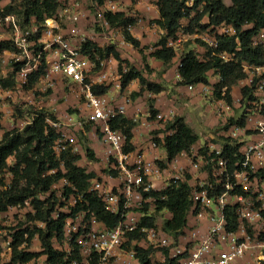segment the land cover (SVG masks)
Listing matches in <instances>:
<instances>
[{
    "label": "trees",
    "instance_id": "trees-1",
    "mask_svg": "<svg viewBox=\"0 0 264 264\" xmlns=\"http://www.w3.org/2000/svg\"><path fill=\"white\" fill-rule=\"evenodd\" d=\"M10 0V3L1 6L0 0V19L12 13H17L20 18V26L24 27L36 21L37 24L45 23L47 19L53 18L60 6L58 0ZM101 3L103 0H99ZM157 6L160 12V18L154 20L161 28L166 31L160 40L152 46L151 57L163 61L168 65L176 57V52L168 46V39L175 37L181 29L185 33H196L199 31H213L221 24H230L236 30L233 36H218V47H208L206 58L201 59L195 51L189 49L182 53L179 73L184 84H209L210 72H218L220 81L214 85V95L219 99H225L227 103L233 105L234 98L232 94L233 86L241 80L247 78V72L243 67L244 62L250 65L264 66V48L260 45H253V37L264 28V0H231L227 5L224 0H157ZM208 17V22H204ZM106 18L112 26H122L125 28L124 36L126 41L131 43L139 50L146 61L145 49L149 46H143L139 39L135 38L126 27L136 22L135 18L127 16L124 12L116 14L107 13ZM188 18L186 27L182 25V19ZM43 27H40V31ZM16 51L13 41L8 39L0 40V54L4 51ZM83 52L89 54L97 62V68H101V62L108 57L113 56L119 62V73L122 75V89L128 84L139 79L141 90L132 93L136 98L143 95L146 90L153 94H158L164 90V86L155 83L146 78L143 71L139 70L129 60L123 59L120 52L115 50L112 45L101 47L98 43L87 40L83 43ZM221 52H227L234 55L233 61H224L218 56ZM23 62L15 63L14 71L9 77H0V89H8L11 85H16V75L21 70ZM45 56L42 57V65L39 70L32 73L28 85L29 90L45 73ZM147 71L151 68L145 65ZM264 76V72H263ZM258 78L253 79L251 85L242 88L243 101L253 100V90L255 89ZM108 85H94L93 90L97 94H103L109 90ZM225 88V91L223 89ZM150 116L154 118L158 111L154 107V99H150ZM50 117L54 121L58 118L47 109H40L35 112L33 121L28 123L22 129H13L6 131L0 138V211H7L10 207H23L27 203L33 208L32 212L27 213L29 221L41 222L43 226L30 228L26 226L18 229L12 240V255L8 262L3 264H28L37 260L42 255L46 256L47 264H72L73 262H82L80 247L73 237L70 242V252L63 251L56 247V242L63 245L66 241L65 226L68 218H75L81 211L86 212V219L90 220L94 216L99 222H102L107 228L117 227L125 218L127 209L123 202L120 205L118 213L110 211L97 193L90 192V180L95 174L88 172L87 169L79 165L82 159L81 154L73 152L72 148L65 150L58 158L53 150V146L61 134L56 128L47 122ZM245 116L239 120L231 118L221 130H228L232 124L245 126ZM112 126L121 129L127 136V145L125 150L131 152L135 150L132 143L133 129L136 122L128 119L124 115H118L112 121ZM1 128V127H0ZM168 130H175L173 134L165 137L164 142L158 137L154 138L157 145L162 144L167 151V162H172L183 152L191 153L193 146L199 140L198 134L187 124L182 117H176L174 121L166 125ZM91 127H87L85 132H89ZM86 134V133H85ZM98 134V132H97ZM88 139L85 147L86 158L89 161H97L95 151L89 146V138L82 133L81 139ZM223 155L229 159L231 170L242 169L236 167L237 162L245 159L240 151L241 144L234 143L230 137L224 138ZM201 153H206L201 149ZM10 157L15 158L14 164H9ZM162 167H166V161L159 162ZM6 171L11 173L8 181ZM264 178V171L258 173ZM173 180L163 190L150 189L143 191V198L155 199V211L149 212L150 204L143 203L140 223L138 228L127 234L129 241L126 243L127 249L137 251L139 264H154L152 247H142L133 244L134 240L140 241L145 233L143 228L156 227L159 214L168 210L172 217L165 219L163 230L179 242L185 235V229L188 226V219L193 208L192 192L194 187L188 180ZM65 179L70 182V186H64L61 197L54 190V185ZM222 191L219 185L216 192ZM239 194H246L243 190H238ZM43 195L44 197H41ZM75 198V204L71 207L69 213L62 212L65 203L62 199L69 200ZM231 220L235 219V210L228 209ZM264 216V211H262ZM232 229V227H229ZM237 227H233L236 229ZM1 229V225H0ZM39 238L41 250H31L33 241ZM3 251L0 245V256ZM166 262L158 264H177L176 259L169 258V250L165 249Z\"/></svg>",
    "mask_w": 264,
    "mask_h": 264
},
{
    "label": "built area",
    "instance_id": "built-area-1",
    "mask_svg": "<svg viewBox=\"0 0 264 264\" xmlns=\"http://www.w3.org/2000/svg\"><path fill=\"white\" fill-rule=\"evenodd\" d=\"M58 1L60 6L56 15L46 20L45 31L36 41L26 38L18 19L14 15H8L0 19V24L4 21L6 25L14 29L15 33L12 39L16 47L14 53L23 62L21 70L16 75V83L17 80H20L28 84L32 73L37 72L41 67L44 55L46 67L45 73L41 77L48 78L51 75L60 74L68 79L70 83L78 84L81 87L86 105L92 114V119L99 126L102 135L101 139L104 142L108 160L110 161L108 168L104 171V175L95 176L90 180L89 191L97 193L102 197L106 203V207L110 211L118 213L120 205L123 202L127 212L125 213L124 220L117 227L109 229L106 226L105 228L97 227L96 225L102 222H99L94 216L90 220H87L86 212L81 211L75 218L67 219L65 226L66 239H68L66 231L68 228L70 240L75 237L80 247L81 264H139L137 251L134 249L129 250L126 247V243L129 241L127 234L138 228L143 216L144 201L150 204V213L155 211V209H152L153 206L155 207V199L151 197L144 200L142 192L149 191L150 189L157 190L151 179L160 176L163 170L172 162H167V159L148 161L142 155L131 158L132 151L127 152L125 150L127 145L125 132L112 126L113 119L118 115H124L125 108L123 106L119 108L112 106L111 101L104 95L106 92L97 94L93 90L94 85H105L110 80L111 84L122 90V75L120 73L112 75L107 72H98L100 68H97V62L82 50L84 42L87 40L95 41L83 38L77 42L75 40L78 36L76 27H73L67 33L63 30V23L66 25L69 23L76 25L79 23L81 17L86 15V12L81 8V3L78 0ZM93 3L100 9L95 21L99 23L104 32L116 31L118 28L121 30L123 28L122 26L110 25L106 18L107 13L116 14L123 12L122 4L119 0H103L102 3L99 0H93ZM135 24L136 22L129 24L126 29L131 33ZM122 32L123 38L121 42H128L125 39L124 31ZM197 33L179 32L177 36L168 39V46L175 50L176 57L182 56V52L180 53V51H183L184 41L192 36L199 37ZM235 34L236 30L233 25L221 24L215 28L214 36L206 34L202 36V39L209 44V47L217 48L218 36H233ZM105 37L109 40V45L119 42V39H115L113 34L105 35ZM252 40L253 45H260L264 48V28L260 29ZM37 46H40V48H37ZM218 56L224 61L234 60V55L227 52H221ZM103 61L101 62V67ZM180 65L181 60L179 67ZM243 67L247 74L249 70L260 72L261 77L258 78V81L260 78H264V66L250 65L248 62H244ZM93 75L95 77H92ZM258 81L252 93L254 99L243 101L242 96V103L237 104L239 100L236 101L239 108L246 107L245 102L247 101L250 105L264 107V80L260 83ZM189 87L193 89L194 84H189ZM223 91H225V88ZM8 94L11 97L10 93ZM261 108L253 110L246 108V112L239 118H236L234 102L233 105H230L225 99H219L216 105V111L225 118V124L231 118L239 120L245 116V126L235 123L227 131L224 130L226 131V135L224 136L230 137L234 143L241 144L240 151L244 154L245 159L237 162L235 165L236 167L238 165L241 166L242 169H230L229 159L223 155L224 146H216L212 138H206L197 150H194L193 147L191 153L183 152L190 155L192 167L197 172L204 171L205 174L204 177H197L195 185H192L194 187L192 192L193 208L190 213L195 215L199 224V229L193 233L194 238H196V240L194 239L195 243L193 247L187 249L186 244L175 241L172 235L163 230V226L161 229L158 228L157 222L156 227L143 228L144 237L140 241L134 240L133 244L145 247L143 246V242L147 241L154 246L164 247L169 250V258L176 259L177 264H234L249 251L259 248L260 257L258 256V258L264 263V239H252L250 231L245 225V221L253 223L264 217L262 215L264 203L261 201L264 199V191H262L264 187L261 186L264 178L258 174L264 171V113H262ZM256 114L260 116V119L255 120L253 118ZM34 116L35 113L26 124L31 123ZM156 117L161 120L165 119L161 114H157ZM75 120L71 116L70 124H78ZM47 122L61 134V137L57 139L53 146L54 153L58 158L68 148H72L74 153L80 154L79 144H77L75 137L69 136L62 130L61 126L63 122L59 121V119L54 121L50 117L47 118ZM167 123H165V126ZM172 131L175 130L172 129ZM252 134H258L259 139L250 141L248 138ZM233 138L237 139V141H234ZM201 149L205 150L206 153H201ZM162 161H166V167L161 166L159 162ZM201 163L205 164V169H201ZM9 175H11L10 172ZM187 175L189 174L185 175V179L178 176L171 178L167 186L173 180H186ZM116 176H119L121 179V185L117 190L111 189L107 185V180ZM61 181L64 182V186L71 185L65 179ZM219 185L222 191L216 192ZM250 188L255 189L253 194L250 193ZM240 189L245 191L246 194H239L238 190ZM132 209L140 211L141 214H137V216H141L139 219H137L136 215L128 216V213ZM228 209L235 210V219L231 220ZM82 221H84V225ZM205 222H207L206 226L204 225ZM72 224H74L73 227L71 226ZM202 226L206 227V232H202L200 236L201 231H203ZM235 226L237 228L233 229ZM229 227H232V229ZM12 240L13 237H9L6 241V250H3L1 253L0 264L8 262L11 259ZM176 243L177 245L173 246ZM171 246L174 248L170 249ZM67 252H70V250ZM164 256L165 258L161 263L166 262L167 256L165 253Z\"/></svg>",
    "mask_w": 264,
    "mask_h": 264
},
{
    "label": "crops",
    "instance_id": "crops-1",
    "mask_svg": "<svg viewBox=\"0 0 264 264\" xmlns=\"http://www.w3.org/2000/svg\"><path fill=\"white\" fill-rule=\"evenodd\" d=\"M119 1L121 2L123 12H125L126 15L135 16L136 12H140V14H138L140 18H135L136 24L131 30L132 35L135 38L139 39L143 46H149V44H151L152 42L157 43L160 40L161 36L165 34V30L161 28V26H159L157 23L153 22L154 20L160 18L157 0H127L124 4L122 3L123 0ZM87 15L88 12H86L85 16ZM104 33L106 36L108 34H113V37L115 36V39L117 38L120 40L119 42H117L118 45L115 48L120 52L123 59L129 60L131 63L139 62L140 64L134 63V65L139 70L143 71V74L146 78H148L152 82L160 83L164 86V90L158 94H153L152 92L146 90L143 95L133 98L131 96L132 93L139 92L141 90V83L139 79L132 80L128 84V86L122 90L116 88L115 85L111 84V80L109 82H106L105 84L107 86H110L109 90L104 95L111 101V105L117 108L123 106L125 108L124 116L136 122V126L133 129L132 139L135 150L131 152V158H134L137 155H142L148 161L166 160V149L162 144L156 145L154 138L158 137L162 142H164L166 136L173 134L174 131L168 130L165 126V123L174 121L176 117L184 118L185 122L192 127L196 134H198L199 140L193 146L194 150H197L200 144L203 143L206 138H212V140L214 139L215 128L225 124V118L219 115L215 110V72L209 73V84H194V88L190 89L189 84L182 83V78L179 73V62L181 60V55L175 57L172 62L168 64L167 68L165 69L166 71L162 74L163 77H160L157 76L156 70L157 72L162 70L165 64L163 63V61L150 56V50H153L152 48L145 49L147 64L151 68L150 71H147L145 65L141 63L142 55L139 50L128 42H121V39L123 38V32L122 30H120V28H118L116 31L111 30ZM89 38L97 42L101 47L109 44V40L107 39V37H103V34L101 33H97L95 36L92 33ZM189 49L195 52L199 51L198 46H193ZM189 49L184 47L182 53ZM118 68L119 62L113 56H111L107 60L103 61V65L98 72H107L114 75L119 73ZM92 77H95V75H93ZM232 91L234 96L235 109H238L239 106L236 104V100L240 98L241 87L239 85H235L233 86ZM150 99H154V107L158 111V114H161L165 117L164 120H161L157 117L151 118L149 103ZM201 102L204 105L203 111L205 112V114L201 112ZM215 111L217 115H215ZM54 114L57 115L56 111H54ZM253 118L255 120H258L260 119V116L256 114L253 116ZM75 129L78 130V126L75 127ZM221 133L222 135H226V131L224 130L218 132V134ZM86 134L89 138V146L95 151L98 160L89 161L84 155V152H82L83 146L79 144V153L82 155V159L79 161V165L85 167L88 172L94 173L96 177L104 175V171L106 170V168H108L110 162L108 160L104 142L102 139L96 137L95 131L92 129L89 132H86ZM0 136H2L1 133ZM248 139L250 141H256L259 139V135L252 134ZM85 158L88 160V162L86 165H83L82 162ZM186 172H189L191 175V179L189 180V183L191 185H195V179L197 177L205 176L204 171L197 172L192 167V160L190 155H188L187 153H182L177 156V158H175L166 169L163 170L160 176L152 178L151 182L155 184V189L162 190L167 186L169 180L175 176L185 179ZM107 181V185L111 189L117 190V188H119L121 185V179L119 176L108 179ZM261 186L264 187V180L261 183ZM161 213H165V219H169L172 217L171 212L168 210H164ZM137 214H141L140 211H134V209H132L128 213V216H137ZM204 225L206 226L207 222H205ZM96 226L99 228H105V225L103 223H98ZM157 226L160 229L163 226V224L158 219ZM198 229V220L196 219L195 215L190 213L188 226L185 229V235L180 238L179 243H185V238L190 239L191 234H193ZM203 232H206V227H203ZM37 245L38 243H35V246ZM38 246L37 249L31 250H39ZM45 257V255L41 256V258Z\"/></svg>",
    "mask_w": 264,
    "mask_h": 264
},
{
    "label": "rangeland",
    "instance_id": "rangeland-1",
    "mask_svg": "<svg viewBox=\"0 0 264 264\" xmlns=\"http://www.w3.org/2000/svg\"><path fill=\"white\" fill-rule=\"evenodd\" d=\"M81 3V8L84 10V12H88L87 16L81 17L79 23L72 24L69 23L68 25L63 23V30L65 32H69L72 30L73 27L77 28L78 36L75 38L77 42L79 40H82L83 38L90 39L89 36L93 33L94 36L97 33L103 34V37H105L104 30L102 27H100L99 23L95 21V18H97V13L100 11V9L95 6L93 3V0H78ZM127 0H123V4ZM136 1V0H133ZM20 0L17 2L19 3ZM224 2L227 5L231 4V0H224ZM10 3V0H2L1 6H5ZM62 8V6H61ZM61 10V9H60ZM102 10V9H101ZM20 22V18L18 17L17 13H12ZM137 14V15H136ZM140 12H136L135 16L132 18H140L138 16ZM131 17V16H129ZM1 18V17H0ZM189 19L184 18L182 19V25L183 27H186L188 25ZM204 22H208V17H205ZM40 27H43L40 31ZM45 23L37 24L36 21H33L31 24L22 27V31L25 33L26 38L28 40H37L43 32L45 31ZM124 31V27L121 29ZM14 29L6 25V23L3 21V23L0 24V40L1 39H8L13 41L14 37ZM180 33H185L183 29L180 30ZM199 37L197 36H192L191 38H188V40H185L183 43V47L189 49L193 46H198L199 51H196V54L201 57V59L206 58V53L207 49L209 47V44L202 39V36H205L206 34H209L210 36H214L215 33L213 31L205 30V31H199L197 33ZM120 41V40H119ZM154 42L149 44V47L152 48L154 46ZM112 45V44H110ZM109 44L105 45L110 46ZM118 44L115 42L112 46L116 50V46ZM37 48H40V46H37ZM148 49V48H147ZM150 49V48H149ZM151 52L153 50H150ZM119 52V51H118ZM150 52V53H151ZM182 50L180 51V53ZM182 54V53H181ZM146 55V54H145ZM110 58V57H108ZM107 58V59H108ZM142 64L146 65L147 60H144V57L142 55ZM105 59V60H107ZM96 61V60H94ZM93 61V62H94ZM22 62V59H19L14 52L12 51H4L0 55V77H9L11 73L14 71V65L15 63ZM140 64L139 62H133L132 64L134 65ZM168 65H164L162 70L158 71L156 70L157 76L163 77V72H165L166 68ZM97 71V70H96ZM150 74V72H149ZM260 72H257L255 70H249L247 74V78L245 80H241L238 82L236 85H239L241 88L244 87V85H249L251 83V80L256 77L259 78ZM215 84H217L220 81V75L218 72L215 71ZM20 79V77H18ZM264 78H260L258 83L263 82ZM25 85H28L27 83H23L20 80H17L16 85H11L10 88L7 90L3 91V88L1 90V95H0V133L3 136L6 131H10L13 129H21L23 128L27 121L32 118L35 112H37L39 109L44 108L47 109L50 113L54 114V111H56L57 115H55L59 121L63 122L62 130L67 133L68 135H71L75 137V140L77 141V144H81L83 146L82 152H84V155L86 156L85 152V147L87 145L88 139H81L82 133L86 136L84 133L86 131L87 127H91L92 130L95 131L96 137L97 138H102V135L99 130V126L96 124V121L92 119V114L89 111L86 101L84 99L83 93L81 91V87L78 84L75 83H70L68 79L63 77L62 75H51L50 77H41L31 89L27 90ZM10 93L11 97L8 96ZM242 94H240V99L238 98L239 101H237V104L242 103L243 101L241 100ZM219 98L215 95V110H216V105L218 102ZM246 107H241L236 110V118H239L244 112H246V108H250L251 110L255 108H261V106H254L250 105L247 102H245ZM200 106L202 107L201 112L205 114L203 111V103H200ZM262 113H264V107L261 108ZM202 115V114H201ZM215 115L216 111H215ZM71 116L76 119L78 124L76 125H71L70 124V119ZM60 117V118H59ZM78 126V130L75 129V127ZM81 127V128H80ZM216 127V126H215ZM222 126H218L215 128V137L212 140L215 142L216 146L223 145L224 144V138L226 136L221 134H218L220 132V128ZM222 131V130H221ZM98 132V134H97ZM234 139V138H233ZM234 141H237V139H234ZM105 146V145H104ZM160 161V160H159ZM15 158H10L9 163L10 165L14 164ZM88 160L85 158L83 159L82 164L86 165ZM201 169H205V164L201 163ZM186 174H189V172H186ZM6 177L9 181L11 175H9V171H6ZM64 182L59 181L56 186L54 187L55 192L58 194L59 197H61V194L64 191ZM261 188V187H260ZM250 193L253 194L255 192L254 188L249 189ZM264 191V188L263 190ZM41 197H44L41 195ZM262 203H264V199L261 200ZM62 202L65 203V206L60 208L62 212L69 213L71 207L75 204V198L72 197L69 200L62 199ZM152 206V205H151ZM151 209V208H150ZM153 210L155 207L153 206ZM33 208L30 205V203H27L23 207H10L7 211H0V245L3 247V250H6L5 248V243L8 240L9 237H13L14 233L18 230L21 229L22 227H37V226H43L41 222H34V221H29L27 218V213L32 212ZM153 213V212H151ZM84 217V215H83ZM141 217L140 215L137 216V219ZM158 220L163 224L165 220V213H161L158 216ZM84 225V221H82ZM23 225V226H22ZM74 224L71 226L73 227ZM245 225L247 229H249L250 234L252 239H264V217L261 220H257V222L249 223L245 221ZM22 226V227H21ZM67 234H68V239H66L65 243L63 245H60L59 243H55L56 247L63 251H69L70 246H69V241H70V235H69V230L67 228ZM83 231V228H82ZM201 234L200 236L202 235ZM83 234V232H81ZM163 235H165L163 233ZM186 239V242L183 244H186L187 249L193 247L194 241L196 238H194L193 234H191L190 239ZM195 239V240H194ZM35 243H38V248L40 251L41 250V242L39 238H35L33 241L31 249H37V246H35ZM174 244L173 246H176ZM143 246L147 247H152L154 249L153 254H152V260L154 264H158L163 262L162 260L165 258L164 256V250L166 248L160 247L158 245L154 246L150 242L144 241ZM173 246L170 247L174 248ZM260 257V249L256 248L253 249V251H249L244 257L239 259L236 263L234 264H264L262 263V260L258 258ZM46 258V257H45ZM45 258H39L38 260L30 262V264H46ZM6 260V257H5ZM7 262V261H6ZM3 264V263H1ZM72 264H81V263H72Z\"/></svg>",
    "mask_w": 264,
    "mask_h": 264
}]
</instances>
